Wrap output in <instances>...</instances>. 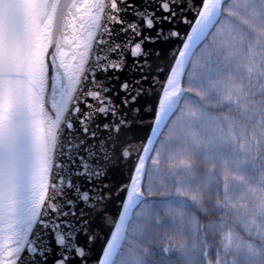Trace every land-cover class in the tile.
<instances>
[{
  "label": "snow or ice",
  "instance_id": "snow-or-ice-1",
  "mask_svg": "<svg viewBox=\"0 0 264 264\" xmlns=\"http://www.w3.org/2000/svg\"><path fill=\"white\" fill-rule=\"evenodd\" d=\"M244 74L264 76V0H0V264H129L160 133Z\"/></svg>",
  "mask_w": 264,
  "mask_h": 264
},
{
  "label": "trees",
  "instance_id": "trees-1",
  "mask_svg": "<svg viewBox=\"0 0 264 264\" xmlns=\"http://www.w3.org/2000/svg\"><path fill=\"white\" fill-rule=\"evenodd\" d=\"M229 50L248 62L244 45ZM236 83L223 104L188 93L160 134L156 203L130 236L129 264H264V76Z\"/></svg>",
  "mask_w": 264,
  "mask_h": 264
},
{
  "label": "water",
  "instance_id": "water-1",
  "mask_svg": "<svg viewBox=\"0 0 264 264\" xmlns=\"http://www.w3.org/2000/svg\"><path fill=\"white\" fill-rule=\"evenodd\" d=\"M167 52H168L167 47H164L163 48V53L165 54V56H167ZM154 63H159L161 65V67H164L166 69L167 65H168V59L166 58V59L157 60V59L154 58ZM159 75L161 76V78H163L164 73L161 72V73H159ZM133 139H138V137L134 136ZM136 151H139V145L137 147L133 148V154L134 155H135ZM121 169L123 171H121ZM127 178H128V173H127L126 166L120 164L119 161H117V164L114 165L112 167V169H111V182L115 186L116 184H119V183L127 180ZM118 206H119V202L117 201L116 204L110 205L109 207H110V210L113 213H115ZM106 231H107V229H106Z\"/></svg>",
  "mask_w": 264,
  "mask_h": 264
}]
</instances>
